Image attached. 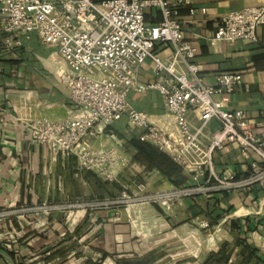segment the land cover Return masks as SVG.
<instances>
[{
	"label": "crops",
	"instance_id": "obj_1",
	"mask_svg": "<svg viewBox=\"0 0 264 264\" xmlns=\"http://www.w3.org/2000/svg\"><path fill=\"white\" fill-rule=\"evenodd\" d=\"M260 1L189 0V6L179 8L176 16L183 40L194 51L192 63L203 85L214 86L220 74L241 75L232 94L214 99L226 110H241L254 135H261L264 124V25L256 30L255 43L210 40L217 22L227 13ZM190 9L193 15H189ZM160 19V10L144 9L146 26H154ZM4 38L0 28V211H26L0 219V264H137L141 258L143 264H201L220 244L232 243L234 235L228 227L232 222L248 230L244 237L253 250L252 262L264 264V188L258 186L249 191H215L196 201L182 199L169 211L149 204L90 207L113 200V195L137 184L158 191L188 185L189 175L182 168L178 171L165 153L150 150L154 159L159 155L169 162L165 168L169 176L137 155L129 140H139L141 131L131 129L126 119L111 123L104 135L88 142L92 148L115 147L119 153L122 166L116 169L112 183L79 169L74 156H54L33 142L26 122L43 117L64 119L71 110L67 90L58 80L65 64L55 48L40 44L33 33L20 37L18 47H6ZM153 53L169 61L174 49L160 43ZM153 66L152 61L144 60L135 70L139 83L155 80ZM178 70L183 66L178 65ZM127 101L134 110L153 118L165 113L163 99L154 90L129 93ZM188 121L192 127L198 124L193 114ZM218 129L216 121L207 123L205 146ZM211 161L216 175L244 178L250 162L259 160L253 154L245 159L236 144H225ZM43 204L61 208L45 213L34 209ZM217 216L220 218L213 224ZM236 253L233 247L225 264H233ZM149 254L160 255L155 262L146 263Z\"/></svg>",
	"mask_w": 264,
	"mask_h": 264
},
{
	"label": "built area",
	"instance_id": "obj_2",
	"mask_svg": "<svg viewBox=\"0 0 264 264\" xmlns=\"http://www.w3.org/2000/svg\"><path fill=\"white\" fill-rule=\"evenodd\" d=\"M188 6L189 0H0V28L6 47H18L20 37L28 38L33 33L40 44L55 48L65 64L58 80L67 90L71 110L64 119L51 121L43 117L26 122L33 142L45 146L54 156H74L79 169L112 183L122 162L119 153L115 147L92 148L88 142L104 135L111 123L126 119L131 129L141 131L140 142L167 154L189 175L190 183L178 190L172 187L140 196L145 186L137 184L133 195L122 192L104 201L107 203L86 205L96 208L148 200L167 209L173 198L264 188V124L261 135H254L241 110H226L222 102L214 99L232 94L241 75L220 74L214 86L203 85L192 63L194 51L183 40L176 19L179 8ZM145 8L160 10L159 23L144 24ZM193 13L190 9L189 15ZM216 25L211 43H255L256 30L264 25V0L227 13ZM160 43L173 46L169 61L154 55L153 48ZM144 60L152 61L155 80L142 85L134 72ZM178 65L183 66L182 71ZM147 90L162 97V116L153 118L128 104L129 93L142 95ZM189 114L196 118V127L190 125ZM213 120L219 129L205 146L204 131ZM225 144H236L245 159L253 154L259 160L250 162L244 178L214 173L212 155ZM75 206L80 204L68 205ZM60 208L43 204L34 209L45 213ZM24 211H0V219Z\"/></svg>",
	"mask_w": 264,
	"mask_h": 264
},
{
	"label": "trees",
	"instance_id": "obj_3",
	"mask_svg": "<svg viewBox=\"0 0 264 264\" xmlns=\"http://www.w3.org/2000/svg\"><path fill=\"white\" fill-rule=\"evenodd\" d=\"M129 144L135 150L137 155H140L145 160V162L147 161L148 163H150L152 165L153 164L158 165V168H160V170H162L164 172V174L167 173L169 176V174H170L169 171L165 170V168L167 167L169 162H167L164 157L159 156V155H158V157H156L154 159L153 154L150 153V150L152 152H157L158 154H161V152H159L154 147L152 148L150 145H147L146 143L140 142L139 140L135 139L134 137L130 138ZM158 158L160 159L159 161L156 160ZM179 170H180V168L178 167V171ZM180 179H181V177H180ZM186 185H187L186 183H180L175 187L181 188L182 186H186ZM200 197H203V196L187 197L185 199H190V200L196 201ZM219 218L220 217L217 216L215 218V220L213 221V224H215V222ZM228 227L230 230V234H232V236L234 235L232 243L230 245L228 243L220 244L219 248L216 250V252H210L207 255H205L201 264H225L227 262L229 256H230V254H231V250L233 247H236V249H237V253H236L237 259L235 260V262L233 264H257V262H252V260H251L253 258V250L248 245L245 244L244 235L248 232V230H245L244 225L240 226L236 222L230 223ZM148 256H149V258L146 261V263L153 262L152 261L153 259H150L153 256H151V254H149ZM143 261H144V259L141 258V260H139V262H137V264H142Z\"/></svg>",
	"mask_w": 264,
	"mask_h": 264
},
{
	"label": "rangeland",
	"instance_id": "obj_4",
	"mask_svg": "<svg viewBox=\"0 0 264 264\" xmlns=\"http://www.w3.org/2000/svg\"><path fill=\"white\" fill-rule=\"evenodd\" d=\"M122 166V165H121ZM114 181V180H113ZM135 187V186H134ZM133 187V189L130 187L128 190H126V191H122V192H125L127 195H133V194H135V193H137V191H136V189ZM171 188H169V189H164V190H160V191H158V190H148V189H146L145 188V192L144 193H142L140 196H144V195H147V194H151V193H155V192H164V191H168V190H170ZM177 190H178V188H176ZM119 195H118V193L117 194H115V195H113V197L112 198H116V197H118ZM184 199V198H183ZM182 200V198L180 199V198H173V200L170 202V206L167 208V209H165L164 208V210L165 211H169L170 210V208H171V206L172 205H174V204H176V203H179L180 201ZM119 202V201H118ZM101 203H107V202H101ZM119 205H114V206H124V207H130V206H146L147 204H149V205H156L155 203H153V202H151V201H146V200H130V203L128 202H126V201H123V204H120V203H118ZM113 205L112 206H110V207H113ZM99 207V206H98ZM101 207H106V206H101ZM108 207V206H107ZM159 255L160 254H154L153 255V257L152 258H150V259H153L152 261L153 262H155L156 260H158V257H159ZM142 264H143V262H142Z\"/></svg>",
	"mask_w": 264,
	"mask_h": 264
}]
</instances>
